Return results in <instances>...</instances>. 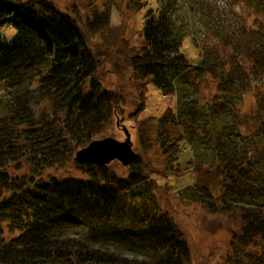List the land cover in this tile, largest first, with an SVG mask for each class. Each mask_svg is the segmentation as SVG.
Segmentation results:
<instances>
[{
	"label": "trees",
	"instance_id": "16d2710c",
	"mask_svg": "<svg viewBox=\"0 0 264 264\" xmlns=\"http://www.w3.org/2000/svg\"><path fill=\"white\" fill-rule=\"evenodd\" d=\"M83 1L91 12L84 19L78 11L62 10L50 0H0V28L7 25L14 31L10 39L0 36V84L12 98L11 110L0 117V264H191L184 234L166 214L143 215L134 229L129 223L130 216L137 215L120 197L133 200V189L150 179L140 156L127 167L124 178L108 172L106 166L73 161L78 150L117 125L123 102L120 93L102 88L91 49L93 38L111 29L109 11L98 12L92 0ZM125 1L130 12L144 13L141 46L128 50L122 59L137 78L147 80L163 96H174L170 72L190 65L178 55L183 35L168 0ZM238 4L247 10L237 17L243 27L233 33L218 29L224 52L213 58L242 68L249 90L261 104L264 94L256 81L264 75V0L226 3ZM213 54L200 68L219 79L218 67L210 65ZM227 82L223 78L220 84L227 101L222 105L232 108ZM186 114L195 116L196 111L189 109ZM186 114L169 108L150 128L139 130L144 150L150 141L146 134L163 149L169 172L178 161L177 127L187 136L200 132L210 136L204 126L184 122ZM238 144L230 138L214 148L211 172L218 194L192 185L183 190L211 214L238 215L240 234L233 239L242 248L256 246L260 252L256 263L264 264L263 186L245 147ZM260 144L253 151H262ZM70 163L86 178L51 175ZM68 223L80 226L81 235L65 229Z\"/></svg>",
	"mask_w": 264,
	"mask_h": 264
},
{
	"label": "rangeland",
	"instance_id": "374dc122",
	"mask_svg": "<svg viewBox=\"0 0 264 264\" xmlns=\"http://www.w3.org/2000/svg\"><path fill=\"white\" fill-rule=\"evenodd\" d=\"M50 1L62 10L78 11L82 18L91 15L83 0ZM227 1L168 0V9L176 21L177 30L183 35L178 55L190 67L170 72L176 94L163 96L152 84L147 85V80L137 78L127 60L122 59L128 50L141 46L144 10L136 15L126 9L125 0H92L98 12L109 11L111 28L93 38L94 45L91 49L97 61L96 77L103 89L116 91L123 99L117 125L112 124L99 137H113L123 141V128L126 129L134 151L141 157L150 178L133 189V200H128L126 195L120 197L126 208L137 215H131L129 223L134 229L136 221L143 215L152 218L166 214L183 232L191 251V264H257L256 257L260 255L256 246L242 248L233 239L235 233L240 234L241 221L238 215L211 214L203 205L189 197L188 191L183 190L192 185L193 188L214 191L215 195L219 193L215 189L216 182L213 181L211 172L214 167L211 165L215 158L214 148L217 143L227 144L232 138L239 142V146L245 147L246 156L251 159V165L257 171L256 178H260L257 181L262 184L264 191V149L253 151L255 144H264V109H261L264 100L263 103H258L256 96L249 90L248 78L242 68L237 65L235 67L231 62L222 64L213 58L215 53L223 56L224 52L218 29L238 32L243 27V20L237 17L245 15L247 11L241 4L228 6ZM13 35L14 31L9 26L0 28L1 37L10 39ZM210 53H214L211 58L213 63L210 65L218 67L219 79L216 78V73L200 68L206 58L208 61ZM222 76L229 81L226 83V94L231 100L232 108L222 105L223 101L227 102L220 91ZM259 78L256 81L257 89L264 94V75ZM11 106L12 98L0 84V117L6 116ZM169 108L174 109L175 114L180 110L186 114L189 109H193L196 115H183L184 122L204 126L210 134L205 137L200 132L189 137L177 127L175 137L179 140L178 161L170 172L166 169L163 149L151 134H146L150 139L145 146L146 150L139 143V130L145 126L150 128L156 123V118ZM250 128H253V134ZM166 152L169 156L171 150ZM106 167L108 172L121 178L129 173L127 167L116 161ZM51 175L58 179L86 178L74 163L64 169L52 170ZM260 196H264V192ZM63 227L72 234L78 235L79 232L81 235L83 232L80 226L74 224L68 223Z\"/></svg>",
	"mask_w": 264,
	"mask_h": 264
},
{
	"label": "water",
	"instance_id": "95a60500",
	"mask_svg": "<svg viewBox=\"0 0 264 264\" xmlns=\"http://www.w3.org/2000/svg\"><path fill=\"white\" fill-rule=\"evenodd\" d=\"M123 141L113 137H104L90 142L86 147L78 150L73 157L77 164H89L97 167L107 166L111 162H118L123 167H129L137 158L133 144L126 129L123 128Z\"/></svg>",
	"mask_w": 264,
	"mask_h": 264
}]
</instances>
